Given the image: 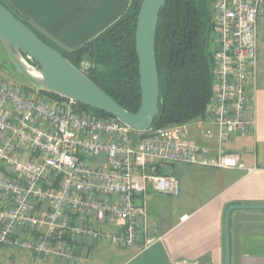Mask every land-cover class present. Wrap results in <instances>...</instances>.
<instances>
[{"label":"built area","instance_id":"1","mask_svg":"<svg viewBox=\"0 0 264 264\" xmlns=\"http://www.w3.org/2000/svg\"><path fill=\"white\" fill-rule=\"evenodd\" d=\"M263 13L264 0H213L212 96L192 122L137 131L0 77V246L68 261L98 240L146 247L157 239L147 224L146 194L179 193L178 179L161 173L162 165L245 169L223 143L255 127L249 108ZM189 125L215 144L190 140Z\"/></svg>","mask_w":264,"mask_h":264},{"label":"crops","instance_id":"2","mask_svg":"<svg viewBox=\"0 0 264 264\" xmlns=\"http://www.w3.org/2000/svg\"><path fill=\"white\" fill-rule=\"evenodd\" d=\"M5 1L51 42L73 49L116 20L131 0ZM258 53L257 89L249 108L250 117L255 118L254 130L231 136L223 143L226 151L239 154L245 169L174 163L180 165V176L187 174L188 182L181 183L177 178L179 193L169 198L151 191L146 194L147 224L157 238L146 247L143 242L125 247L98 240L79 249L76 258L68 261L0 246V264H172L182 259L196 264H225L227 208L232 204H264V13ZM187 137L215 144L204 139L199 126L193 125L191 137ZM192 180L197 186L195 195L191 192ZM228 232L229 264H264V208L231 209Z\"/></svg>","mask_w":264,"mask_h":264},{"label":"trees","instance_id":"3","mask_svg":"<svg viewBox=\"0 0 264 264\" xmlns=\"http://www.w3.org/2000/svg\"><path fill=\"white\" fill-rule=\"evenodd\" d=\"M0 2L121 106L131 112L138 110L141 89L135 26L142 0H131L116 20L73 49L54 44L14 12L5 0ZM212 5L213 0H165L162 5L155 33L158 114L151 127L192 122L204 116L212 96ZM94 110L99 115L113 117Z\"/></svg>","mask_w":264,"mask_h":264},{"label":"water","instance_id":"4","mask_svg":"<svg viewBox=\"0 0 264 264\" xmlns=\"http://www.w3.org/2000/svg\"><path fill=\"white\" fill-rule=\"evenodd\" d=\"M165 0H142L135 26L141 103L131 112L101 89L57 49L44 42L29 26L0 2V39L16 68L39 88L105 112L137 131L151 128L158 114L159 75L155 33ZM36 63V64H35ZM264 208V204H232L225 212L224 256L229 264L228 212Z\"/></svg>","mask_w":264,"mask_h":264},{"label":"rangeland","instance_id":"5","mask_svg":"<svg viewBox=\"0 0 264 264\" xmlns=\"http://www.w3.org/2000/svg\"><path fill=\"white\" fill-rule=\"evenodd\" d=\"M0 77L3 79H6L8 81L13 82L22 88H28V87L37 88L38 87L35 83H33L31 80H29L25 75H23L16 68V66L11 61L9 54H8V52H7V50H6L1 39H0ZM192 132H193V126L189 125L187 127L186 136L191 137ZM179 167H180L179 164H173V165L169 164V165H162L160 167V169H161V173L173 175L176 178H178L181 181V183H182V181L188 182L187 174L184 176H180L182 174H181V172H179ZM190 183L192 184V186H191L192 195L193 194L195 195V193L197 191V186L195 184V180H192ZM156 194H158V193H156ZM158 195H160L159 197H162V198H164V197L169 198L168 195H163V194H158Z\"/></svg>","mask_w":264,"mask_h":264}]
</instances>
